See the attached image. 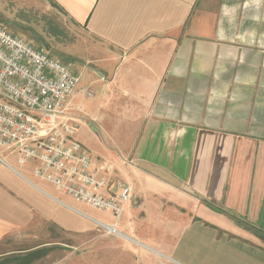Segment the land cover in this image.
<instances>
[{"label": "crops", "instance_id": "obj_1", "mask_svg": "<svg viewBox=\"0 0 264 264\" xmlns=\"http://www.w3.org/2000/svg\"><path fill=\"white\" fill-rule=\"evenodd\" d=\"M21 6L58 36L12 30ZM0 20L95 91L71 99L76 137L104 194L132 189L116 219L0 146V245L105 224L120 236L83 264H264V0H0Z\"/></svg>", "mask_w": 264, "mask_h": 264}, {"label": "built area", "instance_id": "obj_2", "mask_svg": "<svg viewBox=\"0 0 264 264\" xmlns=\"http://www.w3.org/2000/svg\"><path fill=\"white\" fill-rule=\"evenodd\" d=\"M80 81L71 63L0 20V146L15 152L22 166L37 161L34 173L75 200L119 219L132 189L121 183L119 192L104 194L110 183L97 176L95 158L76 137L83 117L72 112L71 99L95 95L90 87L80 88Z\"/></svg>", "mask_w": 264, "mask_h": 264}, {"label": "rangeland", "instance_id": "obj_3", "mask_svg": "<svg viewBox=\"0 0 264 264\" xmlns=\"http://www.w3.org/2000/svg\"><path fill=\"white\" fill-rule=\"evenodd\" d=\"M19 10L15 12L16 16L12 15L11 20L5 17L3 19L7 23L17 19L21 24L15 28H11L12 26L8 24L7 27L12 30L16 29L26 38V35H31L29 36L30 39H35L34 28H39L48 39L58 36L56 28L51 24H47L45 20L38 19L33 11L27 10L23 6ZM14 17L16 18L14 19ZM25 23L30 24L26 25ZM83 80H86V78L84 77ZM116 236L118 237L120 234L116 233L115 230H109L102 226L93 234L91 241L85 244L80 239H76L75 243L74 240H69L70 243L74 244H67L65 243L67 242L66 236L57 230L54 231L52 237L58 239V241L52 242H46V240L51 239L50 235L35 234L32 231L24 235H12L7 237L0 245V264H83L85 255L88 260L96 259L97 254L95 252L90 253V251L96 247L99 241H106L109 238L114 239ZM89 249L91 250L89 251Z\"/></svg>", "mask_w": 264, "mask_h": 264}, {"label": "bare ground", "instance_id": "obj_4", "mask_svg": "<svg viewBox=\"0 0 264 264\" xmlns=\"http://www.w3.org/2000/svg\"><path fill=\"white\" fill-rule=\"evenodd\" d=\"M109 230H114L113 228L109 229Z\"/></svg>", "mask_w": 264, "mask_h": 264}]
</instances>
